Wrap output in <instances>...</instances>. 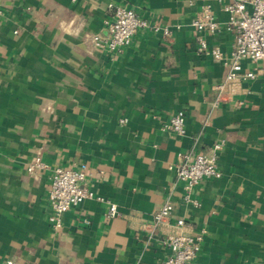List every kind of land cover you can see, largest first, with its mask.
<instances>
[{
	"label": "crops",
	"instance_id": "0c3cea01",
	"mask_svg": "<svg viewBox=\"0 0 264 264\" xmlns=\"http://www.w3.org/2000/svg\"><path fill=\"white\" fill-rule=\"evenodd\" d=\"M206 4L226 21L216 0L2 1L0 261L162 264L169 250L149 225L171 200L173 217L204 233L200 263L264 264V61L244 60L255 78L218 100L235 36L203 34L222 60L198 51L193 21ZM121 5L148 25L116 54L95 47ZM180 110L184 135L164 129ZM216 142L221 175L188 188L179 153L209 154ZM37 160L44 166L29 172ZM81 164L95 197L64 213L57 231L53 171Z\"/></svg>",
	"mask_w": 264,
	"mask_h": 264
},
{
	"label": "built area",
	"instance_id": "2783aa9c",
	"mask_svg": "<svg viewBox=\"0 0 264 264\" xmlns=\"http://www.w3.org/2000/svg\"><path fill=\"white\" fill-rule=\"evenodd\" d=\"M2 1L0 0V16L3 13ZM216 1L222 3L223 10L228 15L226 21L220 22L211 4H206L193 21V25L198 30V51L211 55L216 60H222L224 54L220 47L209 45L203 34L213 35L222 28L234 33L235 43L231 52L230 64L223 80L216 85V89L219 91L218 100H220L223 95L230 93L233 86L244 80L255 78L254 71H243L244 60L264 61V0ZM147 25V22L134 8L121 5L115 8L113 15L107 21L106 34H95L92 41L95 47L116 54L131 42L141 28ZM153 28L160 29L157 26ZM162 31L165 38L170 36L169 29L164 28ZM186 119L187 114L184 110L177 111L171 115L169 122L164 125V129L184 135ZM222 146L223 142H216L209 154L179 153V161L175 165L178 179L184 181L187 187L191 188L205 179L218 178L221 175L218 166V152ZM43 166L44 163L37 160L28 165L27 169L34 173L36 168ZM87 177L86 164L68 168L58 166L54 169L49 185L48 199L53 211L50 222L55 230L58 231L62 228L64 213L78 206L84 200L95 197V193L88 186ZM173 210L174 202L167 200L154 212L149 225L153 231L160 233L163 244L169 250V254L162 264H202L198 261V255L203 241V231L199 233L187 231L188 224L185 219L174 218ZM117 212V205L110 203L107 215L113 217ZM0 264H16V262L7 259L0 261Z\"/></svg>",
	"mask_w": 264,
	"mask_h": 264
}]
</instances>
